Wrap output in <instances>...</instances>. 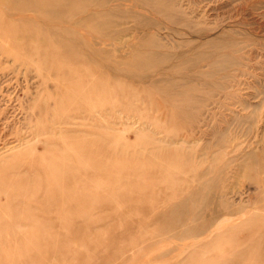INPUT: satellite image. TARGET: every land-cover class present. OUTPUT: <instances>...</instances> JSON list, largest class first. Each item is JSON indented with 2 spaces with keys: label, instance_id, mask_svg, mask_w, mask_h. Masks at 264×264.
<instances>
[{
  "label": "rangeland",
  "instance_id": "rangeland-1",
  "mask_svg": "<svg viewBox=\"0 0 264 264\" xmlns=\"http://www.w3.org/2000/svg\"><path fill=\"white\" fill-rule=\"evenodd\" d=\"M114 1L0 4V264H264V0Z\"/></svg>",
  "mask_w": 264,
  "mask_h": 264
},
{
  "label": "bare ground",
  "instance_id": "bare-ground-1",
  "mask_svg": "<svg viewBox=\"0 0 264 264\" xmlns=\"http://www.w3.org/2000/svg\"><path fill=\"white\" fill-rule=\"evenodd\" d=\"M8 1L9 0H0V4H3V2H6V6L10 8L9 3L7 4ZM40 1L41 2L44 1V2L41 4L39 2H34L33 0L32 1L22 0L23 2L22 5L25 4L27 9H32L35 11H40V12H45V13L47 12V13H50L51 16L54 18L63 19L61 20V22L68 24L66 25V27L69 25L79 26L82 24L87 25L88 23H92V25H95L99 28V32L97 35L101 36L102 38H109L112 36V34L114 35L117 34V32H108L107 30H104V29H106L109 25L113 24L120 15L122 16V15H125L126 13L128 14V12L131 11L129 15L136 16V12H140L139 9L129 10L128 7H124L123 5L115 2L114 0H101V2H97L98 0H40ZM158 1H161V0H158ZM168 1L170 0H165L164 4H166ZM83 2L87 3V5H84ZM164 10H165V7H163L162 12H164ZM75 11H78L84 14L82 16L79 15L78 17H75L74 16ZM137 16H140V14H137ZM101 29L103 30L100 32ZM91 39L92 38L87 40L85 38V40L87 41H90ZM87 41L85 43H87ZM95 49L99 50L97 47H95ZM80 51L82 55L87 54L86 49H81ZM96 54L98 55L99 53L97 52ZM91 61L93 62V65L98 66V67L101 64V62L97 61V59L95 58H92ZM158 71H161V70H158Z\"/></svg>",
  "mask_w": 264,
  "mask_h": 264
}]
</instances>
